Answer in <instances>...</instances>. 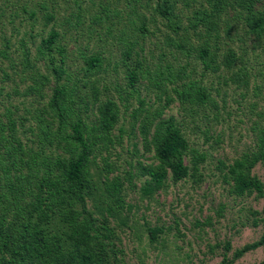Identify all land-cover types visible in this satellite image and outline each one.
Here are the masks:
<instances>
[{
    "label": "trees",
    "instance_id": "obj_1",
    "mask_svg": "<svg viewBox=\"0 0 264 264\" xmlns=\"http://www.w3.org/2000/svg\"><path fill=\"white\" fill-rule=\"evenodd\" d=\"M178 3L186 9L197 3L183 17L184 23L176 13ZM145 7L155 18L144 15ZM41 9L43 24H52L54 16ZM100 9L91 18L93 25L113 16L107 7ZM225 11L232 12L230 19L221 18ZM124 19L116 43L126 80V96L118 93L125 124L120 122L116 103L98 99L105 89L95 85V77L105 71L103 56L77 47L78 68L69 72L65 49L53 26L32 50L21 44L17 64L9 60L10 74L17 82L13 80L0 99V264H124L106 218L123 208L124 182L133 187L130 168L136 166V177L147 176L141 192L150 196L166 174L172 184L201 179L199 165L206 154L187 143L181 131L185 119L199 123L191 127L205 140L220 142L218 135L213 139L208 135V128L200 130V125L217 123L225 106L223 99L218 103L211 94L219 89L202 78L214 75L223 86L239 90L241 98L251 93L253 99L264 100V63L253 74L244 65L242 53L229 46L242 28L253 39L251 47H261L264 59V0H129ZM156 19L164 34L154 42L159 52L149 54L154 62L146 66L140 52L144 42L159 32L147 27ZM65 24L79 25L78 12ZM110 30L106 26L103 34L108 36ZM6 49L5 45L0 49L1 59L8 58ZM1 75L5 80L11 77L3 70ZM139 82L153 94L151 102L139 97ZM19 84L24 85L26 103L14 102ZM84 87L87 90L78 94ZM128 98L136 103L129 111ZM172 103L181 115L179 121L163 118ZM248 106L254 117L248 128L253 144L229 163L217 160L214 168L228 195L254 194L262 199L260 210L249 213L251 224H260L262 231L256 241L233 250L229 257L228 241L208 245L211 253L221 249L217 264H233L264 244V183L252 173L258 164L264 176V108L252 112L256 104ZM123 136L137 139L139 155L148 154L150 162L135 161L121 176L109 178L114 164L108 162L107 154ZM157 231L148 229L149 239L154 240Z\"/></svg>",
    "mask_w": 264,
    "mask_h": 264
},
{
    "label": "rangeland",
    "instance_id": "obj_2",
    "mask_svg": "<svg viewBox=\"0 0 264 264\" xmlns=\"http://www.w3.org/2000/svg\"><path fill=\"white\" fill-rule=\"evenodd\" d=\"M128 4L129 0H0V49L5 45L8 53L7 59L0 58V91L3 89L0 99L12 86L13 80L17 82L10 74L9 60L17 64L20 60L21 44L32 50L38 40L53 26L59 32L60 44L65 49L64 62L69 72H76L78 68L77 47L85 46L87 50L97 51L103 56L105 71L95 77V85L100 90L105 89L100 92L98 99L103 101L107 98L116 103L122 116L120 122L125 124L127 118L122 113L123 106L118 100V93L121 97L126 96V80L124 66L119 61L120 48L116 39L125 26L124 13L127 12ZM101 6L112 10L113 16L99 25H93L91 18L100 13ZM42 7L54 16L52 24H43ZM195 7L197 3L189 9L181 3L176 5V13L182 17V23L183 17ZM76 12L79 14V25L70 28L65 24V20ZM142 12L145 16H153L150 7H145ZM231 17V11L221 14L224 19ZM106 26L111 29L108 36L103 34ZM147 27L149 30L157 28L159 32L155 31V36L143 44L140 56L144 57L146 66L154 62L151 55L155 56L159 52L154 42L160 41L164 34V28L157 19L154 25L148 22ZM237 31L238 35H233L229 46L236 50L238 55L242 53L244 65L255 74L256 69L264 63V59L261 60L262 49L258 44L251 47L253 39L250 35L243 34L242 28ZM226 42L228 40L225 38ZM166 54V61H169L171 58L168 52ZM2 70L11 76L8 80L2 79ZM199 71L198 66L197 72ZM202 82L219 89L218 94L211 91L218 103L221 99L225 101L223 113L217 123L200 125V130L209 129L208 135H211L212 139L218 135L220 142L214 144L212 140H205L201 132L191 127L199 123L185 119L181 131L187 143L206 154V160L199 165L201 179L194 181L193 178H186L172 184L166 174L162 185L150 196L141 192L142 183L147 176L136 177V166L130 168L134 174L131 181L133 187L124 182L121 191L123 208L114 216L106 218L107 225L115 233L114 242L119 251L117 256L124 264H217L221 260V249L216 248L211 253L207 250L208 245L228 241L229 257L233 250L256 241L261 234V225H252L249 213L260 210L262 199L254 194L241 198L228 195L226 185L217 176L214 166L217 160L231 162L253 144V136L248 128L254 117L249 113L248 105L251 102L256 104L253 112L264 108V100L253 99L251 93L241 98L239 90L230 84L223 86L214 75L206 74ZM143 86L142 82L137 84L138 95L146 102H151L153 94ZM23 88L24 85L19 84V94L13 97L14 102L18 104L21 101L27 102L22 95ZM86 90L87 87H84L77 93L82 94ZM126 101L128 111L136 107L133 98ZM168 116H172L176 121L180 120L181 115L175 103L164 111L163 118ZM112 134H116V129ZM139 150L138 140L132 137L123 136L120 143H114L107 154L108 162L114 164V169L108 177L116 174L121 176L123 171L129 169V164L133 165L135 161L149 163V155L140 156L142 152ZM252 173L264 183V176L258 164L252 169ZM148 229L158 230L154 240L149 239ZM263 261L264 244L245 253L233 264H260Z\"/></svg>",
    "mask_w": 264,
    "mask_h": 264
}]
</instances>
